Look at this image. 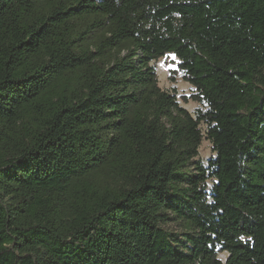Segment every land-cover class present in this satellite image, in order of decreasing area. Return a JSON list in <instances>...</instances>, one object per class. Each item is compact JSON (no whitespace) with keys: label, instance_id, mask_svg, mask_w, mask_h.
I'll use <instances>...</instances> for the list:
<instances>
[{"label":"trees","instance_id":"trees-1","mask_svg":"<svg viewBox=\"0 0 264 264\" xmlns=\"http://www.w3.org/2000/svg\"><path fill=\"white\" fill-rule=\"evenodd\" d=\"M0 264H264V0H0Z\"/></svg>","mask_w":264,"mask_h":264},{"label":"rangeland","instance_id":"rangeland-1","mask_svg":"<svg viewBox=\"0 0 264 264\" xmlns=\"http://www.w3.org/2000/svg\"><path fill=\"white\" fill-rule=\"evenodd\" d=\"M179 61L173 55H168L159 59L156 62H151V65L155 68L158 86L165 91H171L173 88L176 90L177 97L179 98L178 102L181 107L186 109L192 115H196L198 109H204L203 105L198 104L192 100L188 102H183L180 97L181 96H190L194 89L188 83L182 80L181 74L177 70V64ZM174 76V82L170 81V76ZM202 132L204 133L206 130V126L204 124L200 125ZM214 154L212 152L211 143L203 138L202 143L198 149V159L202 162H206L209 158L213 157ZM164 229L169 231L178 232L181 230V224L177 221L170 222L163 226ZM220 259L224 261L227 257L225 253L220 254Z\"/></svg>","mask_w":264,"mask_h":264}]
</instances>
